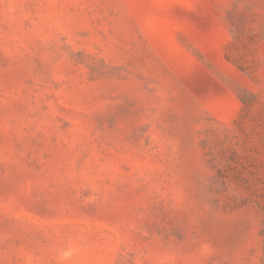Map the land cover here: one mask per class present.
Returning <instances> with one entry per match:
<instances>
[{
	"label": "rangeland",
	"instance_id": "rangeland-1",
	"mask_svg": "<svg viewBox=\"0 0 264 264\" xmlns=\"http://www.w3.org/2000/svg\"><path fill=\"white\" fill-rule=\"evenodd\" d=\"M0 264H264V0H0Z\"/></svg>",
	"mask_w": 264,
	"mask_h": 264
}]
</instances>
